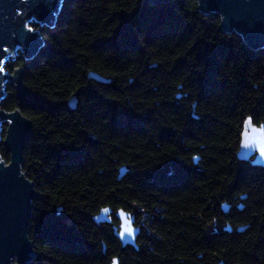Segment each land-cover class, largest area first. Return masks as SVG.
Listing matches in <instances>:
<instances>
[{"label": "trees", "instance_id": "16d2710c", "mask_svg": "<svg viewBox=\"0 0 264 264\" xmlns=\"http://www.w3.org/2000/svg\"><path fill=\"white\" fill-rule=\"evenodd\" d=\"M42 34L7 65L29 95L2 104L34 124L31 264H264V167L237 157L245 118L264 122V49L198 0H65ZM106 206L134 214L138 248L95 221Z\"/></svg>", "mask_w": 264, "mask_h": 264}, {"label": "water", "instance_id": "95a60500", "mask_svg": "<svg viewBox=\"0 0 264 264\" xmlns=\"http://www.w3.org/2000/svg\"><path fill=\"white\" fill-rule=\"evenodd\" d=\"M64 1L0 0V148L3 146L10 155L8 161L0 152V264H31L37 256L29 228L39 192L23 169L25 147L34 124L21 109L8 110L2 105L9 94V85L14 86L20 99L26 98L30 90L23 82L24 69L17 67L12 72L7 65L20 56L32 60L38 55L45 47L42 28L56 25ZM169 1L148 0L152 5ZM198 8L205 15L218 14L222 30L238 34L249 48L264 49V0H198ZM89 78L106 81L95 72ZM68 104L77 109L79 92L72 95ZM237 157L264 167V122L257 124L251 116L245 118ZM125 170L127 167L121 169L122 173ZM222 209L228 212L229 204L224 203ZM115 213L118 224L113 223V210L109 206L103 207L94 219L112 225L123 249L128 245L138 248L141 229L134 214L123 209ZM57 215H64L62 207H58ZM225 228L232 230L229 226ZM111 264H120L119 257H114Z\"/></svg>", "mask_w": 264, "mask_h": 264}, {"label": "flooded vegetation", "instance_id": "af4514ba", "mask_svg": "<svg viewBox=\"0 0 264 264\" xmlns=\"http://www.w3.org/2000/svg\"><path fill=\"white\" fill-rule=\"evenodd\" d=\"M255 123V122H254ZM112 218H113V215H112ZM113 223H114V221H113Z\"/></svg>", "mask_w": 264, "mask_h": 264}]
</instances>
